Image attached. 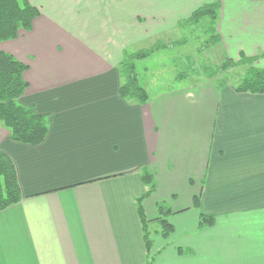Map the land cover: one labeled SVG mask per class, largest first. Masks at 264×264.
<instances>
[{"label":"crops","instance_id":"crops-1","mask_svg":"<svg viewBox=\"0 0 264 264\" xmlns=\"http://www.w3.org/2000/svg\"><path fill=\"white\" fill-rule=\"evenodd\" d=\"M30 1L40 10L31 29L0 49L28 65L20 100L48 115L49 130L30 144L0 123L23 194L0 209V264H147L144 168L156 179L143 200L152 264H264V93L176 67L151 93L139 74L149 56L136 62L148 102L120 95L126 54L169 40L216 1L212 48L264 68V0ZM201 214L213 223L201 226Z\"/></svg>","mask_w":264,"mask_h":264},{"label":"trees","instance_id":"trees-1","mask_svg":"<svg viewBox=\"0 0 264 264\" xmlns=\"http://www.w3.org/2000/svg\"><path fill=\"white\" fill-rule=\"evenodd\" d=\"M219 1L209 3L195 9L185 20V23H196L201 18L209 17L211 23L218 19ZM40 14L39 8L30 0H0V41L17 38L21 29L29 30L33 20ZM213 31L209 45L219 42V35L215 26L209 28ZM160 46L137 50L126 54L122 60V76L124 80L120 87V95L124 98H132L140 103L148 102L150 95L141 84L136 71V62L150 56ZM257 57L241 53L238 59L225 57L221 63L214 66L203 67L208 76H214L230 66L249 64L245 76L236 84L238 91L264 93V68L255 65ZM28 65L19 60L13 54L0 49V123L9 129L12 139L24 143L39 144L47 136L49 130L48 115L38 113L33 107L25 105L20 98L28 88V81L24 73ZM180 75V74H179ZM183 75V74H181ZM180 75V76H181ZM142 179L146 184V191L137 198L138 213L145 229V241L148 251L147 264H152L153 256L149 252L151 247L150 223L144 211L143 200L156 188V179L153 172L144 168ZM22 191L16 165L12 157L0 148V209L18 203L22 199ZM199 204V196H196L194 205ZM159 216L155 219L160 225V232L168 235L174 230L169 221L170 207L164 203H158ZM212 215L201 214V226L213 223Z\"/></svg>","mask_w":264,"mask_h":264},{"label":"rangeland","instance_id":"rangeland-1","mask_svg":"<svg viewBox=\"0 0 264 264\" xmlns=\"http://www.w3.org/2000/svg\"><path fill=\"white\" fill-rule=\"evenodd\" d=\"M220 5L219 2V7ZM216 23L212 24L209 17L201 18L196 23H187L181 28L182 30L167 35L169 40H164L158 44L160 47L157 54H151L150 57L148 56L149 59L140 62L139 74L144 76L145 82H150L151 93H155L156 88H162L166 83L165 81L169 82L175 67L180 75L185 76L186 73H189L192 77H196L195 72L201 70L205 65L214 66L222 62L223 55L219 56L215 52L216 48L209 45L213 34L209 28L216 26ZM255 65H257V60ZM248 68L249 64L230 66L217 76L223 82L231 81L238 84L245 76ZM159 77H163L165 81ZM187 82L190 81L187 80Z\"/></svg>","mask_w":264,"mask_h":264},{"label":"bare ground","instance_id":"bare-ground-1","mask_svg":"<svg viewBox=\"0 0 264 264\" xmlns=\"http://www.w3.org/2000/svg\"><path fill=\"white\" fill-rule=\"evenodd\" d=\"M134 52V51H133Z\"/></svg>","mask_w":264,"mask_h":264}]
</instances>
